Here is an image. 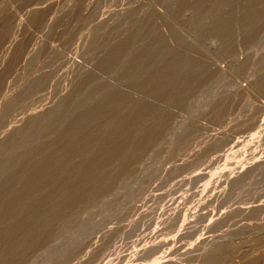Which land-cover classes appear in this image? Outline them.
Segmentation results:
<instances>
[{
	"label": "rangeland",
	"instance_id": "obj_1",
	"mask_svg": "<svg viewBox=\"0 0 264 264\" xmlns=\"http://www.w3.org/2000/svg\"><path fill=\"white\" fill-rule=\"evenodd\" d=\"M0 264H264V0H0Z\"/></svg>",
	"mask_w": 264,
	"mask_h": 264
},
{
	"label": "bare ground",
	"instance_id": "obj_2",
	"mask_svg": "<svg viewBox=\"0 0 264 264\" xmlns=\"http://www.w3.org/2000/svg\"><path fill=\"white\" fill-rule=\"evenodd\" d=\"M118 48V47H117ZM97 59V58H96ZM109 61V60H108ZM94 63V62H93ZM98 66V65H97ZM92 73V72H91ZM90 79V78H89ZM88 83V82H87ZM64 97V96H63ZM67 98V97H66ZM64 101V100H63ZM64 104H66V103H64ZM29 116V115H28ZM34 119V118H33ZM24 122V121H23ZM243 164V163H242ZM226 173V172H225ZM228 210V209H227ZM226 210V211H227ZM178 212V211H177ZM229 213V212H228ZM108 230H109V228H108ZM213 246V245H212ZM216 254V253H215ZM197 255V254H196Z\"/></svg>",
	"mask_w": 264,
	"mask_h": 264
}]
</instances>
